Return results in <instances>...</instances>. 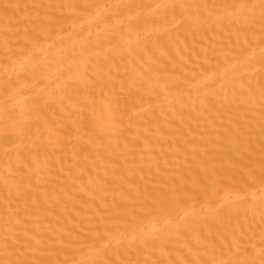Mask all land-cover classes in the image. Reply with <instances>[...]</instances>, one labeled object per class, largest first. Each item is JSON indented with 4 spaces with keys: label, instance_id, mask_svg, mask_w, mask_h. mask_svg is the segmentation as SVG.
<instances>
[{
    "label": "bare ground",
    "instance_id": "1",
    "mask_svg": "<svg viewBox=\"0 0 264 264\" xmlns=\"http://www.w3.org/2000/svg\"><path fill=\"white\" fill-rule=\"evenodd\" d=\"M0 264H264V0H0Z\"/></svg>",
    "mask_w": 264,
    "mask_h": 264
}]
</instances>
